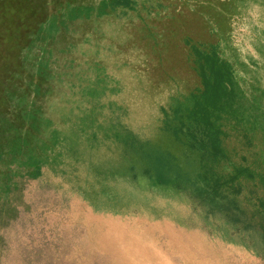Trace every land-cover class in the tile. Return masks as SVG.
<instances>
[{
    "label": "rangeland",
    "instance_id": "rangeland-1",
    "mask_svg": "<svg viewBox=\"0 0 264 264\" xmlns=\"http://www.w3.org/2000/svg\"><path fill=\"white\" fill-rule=\"evenodd\" d=\"M79 4L0 0V264H264V0Z\"/></svg>",
    "mask_w": 264,
    "mask_h": 264
},
{
    "label": "trees",
    "instance_id": "trees-1",
    "mask_svg": "<svg viewBox=\"0 0 264 264\" xmlns=\"http://www.w3.org/2000/svg\"><path fill=\"white\" fill-rule=\"evenodd\" d=\"M207 68L203 69L205 73V91L200 98L197 95H191L189 99L193 100V107L189 108L191 115L196 117L201 115L204 118V122L207 124V137L209 138L212 150L220 157L219 152L223 151L222 139L223 130L219 124L220 113L222 110L237 119L238 121L246 120L251 123V118L246 116L244 112L239 111L233 107L235 100V89L233 88L234 70L232 66L216 58L215 61L209 66V74L206 75ZM252 129H256V126H252ZM264 132V128L262 129ZM264 163V160H263ZM237 169V168H236ZM235 169V170H236ZM242 169V168H241ZM242 171L247 172V176L254 179L248 174L247 169L237 170L234 174H229L232 180L239 179Z\"/></svg>",
    "mask_w": 264,
    "mask_h": 264
},
{
    "label": "crops",
    "instance_id": "crops-1",
    "mask_svg": "<svg viewBox=\"0 0 264 264\" xmlns=\"http://www.w3.org/2000/svg\"><path fill=\"white\" fill-rule=\"evenodd\" d=\"M80 4L85 6L86 10H89L88 7L95 9V15L98 17L99 11L103 8L105 3L109 4L108 12L117 13L116 19L119 21V24H123L124 22H132V13L136 10V6L140 3L141 0H79ZM114 2V5L112 3ZM92 4V5H91ZM90 5V6H89ZM123 18V19H120ZM98 26V25H97ZM116 26L114 25L111 28V32L114 33V29ZM113 29V30H112ZM98 31V30H97ZM99 34V31H98Z\"/></svg>",
    "mask_w": 264,
    "mask_h": 264
}]
</instances>
